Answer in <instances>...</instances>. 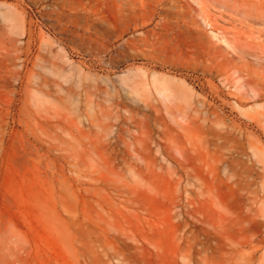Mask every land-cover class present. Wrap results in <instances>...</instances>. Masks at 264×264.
Here are the masks:
<instances>
[{"label": "rangeland", "instance_id": "1", "mask_svg": "<svg viewBox=\"0 0 264 264\" xmlns=\"http://www.w3.org/2000/svg\"><path fill=\"white\" fill-rule=\"evenodd\" d=\"M75 1L0 0V264H264V24L191 4L217 58L161 55L157 14Z\"/></svg>", "mask_w": 264, "mask_h": 264}, {"label": "bare ground", "instance_id": "2", "mask_svg": "<svg viewBox=\"0 0 264 264\" xmlns=\"http://www.w3.org/2000/svg\"><path fill=\"white\" fill-rule=\"evenodd\" d=\"M79 1L71 2L70 9L77 11V8H81L82 5ZM116 1L120 11V18L123 20L135 21L138 19L140 12L158 15L159 20L155 23L154 27L147 32H143V35L137 37L134 42L142 50L143 48L158 49L161 55H164L162 54L163 49L168 43L182 42L191 48L193 53L200 59L213 60L217 58L214 44L208 42L210 39L205 41L201 37L194 26L195 22L188 18L187 12L182 10L191 4L196 5L200 9L211 6L231 12L247 21L264 24V0H185L184 3H181L179 0ZM94 27L95 34L104 35L109 31L108 26L99 21L94 23ZM216 40L237 54L238 58H244L242 52H240V49L244 46L241 38L234 37L230 39L226 35H221L216 37ZM138 78L140 82L133 85L132 82H135V79ZM151 84L162 100L166 101L176 98L172 93L169 81L166 79L154 76ZM122 85L124 89L131 91L137 97H144L145 93L149 91V84L145 81L144 73H136L129 77V79H122Z\"/></svg>", "mask_w": 264, "mask_h": 264}]
</instances>
